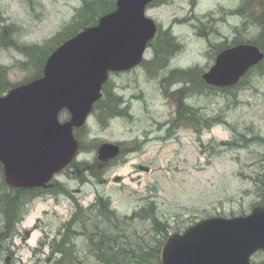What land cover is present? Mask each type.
<instances>
[{"label":"rangeland","instance_id":"obj_1","mask_svg":"<svg viewBox=\"0 0 264 264\" xmlns=\"http://www.w3.org/2000/svg\"><path fill=\"white\" fill-rule=\"evenodd\" d=\"M84 1L95 0H0V68L6 70L5 84L12 88L31 81L42 70L40 59L95 17V10L84 15ZM240 7L246 16L235 12ZM146 14L157 23L158 35L145 52V63L112 74L106 84L112 96L121 98L124 113L111 118L100 110L92 112L79 132L83 153L69 171L55 177L62 186L34 200L25 197L19 211L22 220L10 230L1 203L8 186L0 168V264H60L61 259V264H103L89 240L101 221L94 210L99 194L110 200L109 209L120 218L142 208L143 214L149 212L123 224L120 231L130 246L116 250L143 244L153 254L170 234L196 221L247 215L264 206V177L258 179L264 175V65L228 90L201 82L220 49L240 40L262 43L264 0H156ZM166 33L175 47L164 46ZM14 43L42 51L31 59ZM157 46L170 52L160 66ZM192 70L200 73L198 79L176 78L179 71ZM186 109L191 111L189 121L184 119ZM68 117L67 111L60 116L62 121ZM175 129L176 136L169 139ZM105 142L119 144L122 153L100 161L98 149ZM76 202L84 213L69 233L65 255L54 248L67 231ZM103 209L109 212L106 206ZM27 231L32 233L25 240Z\"/></svg>","mask_w":264,"mask_h":264},{"label":"water","instance_id":"obj_2","mask_svg":"<svg viewBox=\"0 0 264 264\" xmlns=\"http://www.w3.org/2000/svg\"><path fill=\"white\" fill-rule=\"evenodd\" d=\"M153 1L117 0L115 10L51 53L41 77L0 96V163L10 187L45 188L76 158L74 129L87 123L110 73L140 65L156 36L157 24L146 15ZM263 60L256 45L238 44L221 51L202 78L210 86L232 87ZM63 110L70 114L65 122L59 119ZM119 153V145L104 143L98 158L107 161ZM259 250L264 251L263 206L245 216L202 219L169 235L160 259L162 264H252L250 257Z\"/></svg>","mask_w":264,"mask_h":264},{"label":"trees","instance_id":"obj_3","mask_svg":"<svg viewBox=\"0 0 264 264\" xmlns=\"http://www.w3.org/2000/svg\"><path fill=\"white\" fill-rule=\"evenodd\" d=\"M84 15H87V13L95 10L96 14L95 17L87 22L85 26L89 25H94L97 23L98 21V17L100 15L106 14L108 12L113 11L116 8V0H95L94 2H86L84 1ZM241 15L246 16V11L241 7ZM247 23V22H246ZM81 29L80 28L78 30H75V32L73 31L72 33H69L67 35V37H63L64 39H61V41L58 42V45H60L61 43H63L66 39L72 37L73 35L77 34ZM262 31L264 35V26H262ZM167 38L166 40H164V46L169 47V48H173L175 47V42L172 41V39L170 38V36L166 33ZM262 40V39H261ZM264 38L262 40V43L259 42L258 40L254 41V44L256 46H258L259 48H261L262 50H264ZM155 42H153L152 44H154ZM167 43V44H166ZM241 43L240 41H235L233 44H238ZM15 47L18 48L20 51L24 52L25 54H27V56H29L31 59H34V57L37 56L38 52H41L42 49L38 46H20V44L14 43ZM228 47V46H226ZM224 47V48H226ZM156 54H157V59L159 61H161L162 63H159V66L162 65L163 63L166 64V62L164 60H161L163 58H165L167 55L170 54V52L166 51L165 52V48L164 47H156ZM223 48V49H224ZM222 49H220L219 51H221ZM218 51V52H219ZM51 52H49L47 55H45V57L43 59H40V65L42 66V70L35 76V77H39L42 75L43 73V68L46 62V59L48 58V56L50 55ZM46 54V53H45ZM264 65V62H262L259 66L254 67L253 69H251L248 74L245 76L247 77L254 69L256 68H260ZM164 66V65H163ZM199 72H195L194 70L192 71H179L178 77L179 79H184L187 80L189 79L191 76H195V78H199L200 75ZM6 70L3 68H0V95L6 93L9 89H10V85H7L5 83H7L8 81L6 78ZM244 77V78H245ZM174 78V76H173ZM201 82L202 84H205L206 87H209L211 89H213L214 87L208 86L203 79L201 78ZM241 83V82H240ZM239 83V84H240ZM238 84V85H239ZM236 85V86H238ZM234 86V87H236ZM233 88V87H231ZM231 88H224V90H228ZM104 97L95 105L94 110H100V112L108 117H116L118 116L120 113H124V110L121 109L120 105H121V98L119 99L118 97L112 96L110 91H107V87L106 85L104 86ZM179 91V90H178ZM181 91H179L180 93ZM183 92V91H182ZM178 94V92H177ZM187 121V120H186ZM0 168L3 170L2 164L0 163ZM261 177H264V175L259 176L258 179L260 180ZM6 184V183H5ZM7 186V185H6ZM12 189H9L7 187L5 193H4V198H1V203L4 205V217L5 220L9 222L10 225L7 226V230H10L13 226V228L15 227L16 224H18L22 218L19 215V211H21V206L22 203L24 204L25 202V197H30V198H34V196H36L32 193H26L21 191L19 193V197H17V195H13ZM60 191L64 194H66L67 196L71 197V194L68 190L64 189V187L60 188ZM11 192V195H10ZM38 195V194H37ZM1 204V205H2ZM104 206H106L109 210L108 213L104 212ZM95 211H96V218L101 219V221L99 223H97L92 231V237H89V240H91L96 248V250L99 252L97 254V258L99 259V261H101L103 264H161L160 263V259H159V254H160V248L159 246L155 247V254L151 253L152 252V248H149L148 250L144 249L143 244H138V246L135 247H131L129 249L122 248L120 250H116V247H120L121 245L124 246H130L128 245V243L126 242V237H125V232L124 230L120 229H124L123 224H129L130 222H132L133 220H135L136 218H141L144 217L146 214H148L149 212L147 211L145 214H143L146 210L145 208H142L140 212H135L133 213V215L129 218H120L116 211L114 209H109L110 208V200L106 199L104 196L102 195H98L96 202H95ZM6 209V212H5ZM84 213V208L76 202V207H75V213L73 215V217L71 218V220L68 222V224H66V233L65 235H63L62 239L56 244V247L54 248V250L58 251V252H64L65 255H67L68 251L65 250V244H68L71 240V236H70V232L72 231V229L74 228L75 224H79V216ZM151 213V212H150ZM86 225V224H83ZM162 226L164 227V225L162 224ZM124 236V237H122ZM25 240L28 239V235L27 232L23 237ZM125 240L124 244L120 243V240ZM1 242V241H0ZM2 244V243H0ZM137 244V243H136ZM134 246V245H133ZM155 258L156 261L155 263L152 262V259ZM64 259H61L60 264L62 263ZM7 264V263H6Z\"/></svg>","mask_w":264,"mask_h":264},{"label":"flooded vegetation","instance_id":"obj_4","mask_svg":"<svg viewBox=\"0 0 264 264\" xmlns=\"http://www.w3.org/2000/svg\"><path fill=\"white\" fill-rule=\"evenodd\" d=\"M177 91H174V94L176 93ZM183 93V92H182ZM183 115H184V119H185V117L187 118V120L189 121V119H191V111H190V109H186L185 110V113H183ZM168 124V123H167ZM168 130L170 129V123L168 124V128H167ZM79 132H80V130L79 129H76L75 130V136H76V138H77V140H78V143H79V146H80V152H78V158H79V155L81 154V153H83V145H82V142H81V140L79 139ZM176 133H177V131H176V129L171 133V134H169L168 135V138L169 139H172L173 137H175L176 136ZM168 139V140H169ZM141 152V149H140V151L137 153V154H139ZM121 153H122V147H121ZM78 158H77V160H78ZM77 166V171H78V177H79V170H78V166H79V162L76 164ZM72 167L70 166V168L69 169H67L66 171H69L70 169H71ZM138 168H139V170H144L145 171V168L146 167H144V166H141V165H139L138 166ZM57 186H60V183H58V182H55V181H53V183H52V186L51 187H49V188H46V189H34V190H26V191H24L25 192V194H26V192H28V193H30V191H35V192H39V193H41V192H47V191H51V190H53V189H55V188H57ZM20 189H17V191H16V195H17V197H19V193H20ZM181 231V230H180ZM250 262L252 263V264H261V263H263L264 262V251H262V250H259L258 252H256V253H254L251 257H250Z\"/></svg>","mask_w":264,"mask_h":264},{"label":"bare ground","instance_id":"obj_5","mask_svg":"<svg viewBox=\"0 0 264 264\" xmlns=\"http://www.w3.org/2000/svg\"><path fill=\"white\" fill-rule=\"evenodd\" d=\"M34 238V234H32V236H31V239H33Z\"/></svg>","mask_w":264,"mask_h":264}]
</instances>
